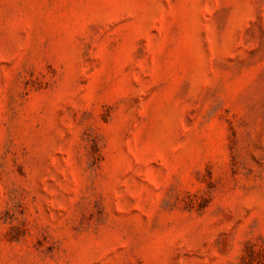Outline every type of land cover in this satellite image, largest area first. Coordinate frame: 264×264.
Here are the masks:
<instances>
[{
  "label": "rangeland",
  "instance_id": "1",
  "mask_svg": "<svg viewBox=\"0 0 264 264\" xmlns=\"http://www.w3.org/2000/svg\"><path fill=\"white\" fill-rule=\"evenodd\" d=\"M0 264H264V0H0Z\"/></svg>",
  "mask_w": 264,
  "mask_h": 264
}]
</instances>
